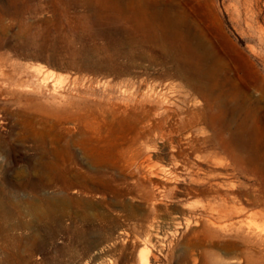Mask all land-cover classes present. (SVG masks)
I'll return each instance as SVG.
<instances>
[{
	"label": "rangeland",
	"instance_id": "374dc122",
	"mask_svg": "<svg viewBox=\"0 0 264 264\" xmlns=\"http://www.w3.org/2000/svg\"><path fill=\"white\" fill-rule=\"evenodd\" d=\"M87 1L0 0V264H139L146 251L158 255L159 264H264V216L254 215L264 206V104L258 130L252 129L238 151L248 173L243 171L235 183L245 207L234 217L243 219L235 227L212 224L202 213L203 196L188 191L180 196L173 189L192 185L186 169L170 184L169 196H159L155 203L128 198L127 208L111 210L97 196L77 194L83 202H94L86 208L88 219L80 220L74 204L61 201L50 219L42 191L33 183L47 172L49 138L62 133L61 97L73 90L71 77L77 70L68 65L66 42L72 40L84 52L91 42L83 24L68 21L64 12L92 13L96 7ZM181 2L193 33L207 41L211 56L229 64L240 81L264 82V0L249 12H243V2L249 6L254 0ZM98 29L91 26L92 32ZM171 79L185 83L182 77ZM149 128L142 127L137 146L152 153L156 163L172 161V153H189L191 143L204 146L196 131L189 141L174 134L172 144ZM197 165L213 169L205 162ZM214 173L226 177L225 169ZM128 179L144 181L147 190L155 191L146 166L134 169ZM50 189L45 190L59 192Z\"/></svg>",
	"mask_w": 264,
	"mask_h": 264
},
{
	"label": "bare ground",
	"instance_id": "6f19581e",
	"mask_svg": "<svg viewBox=\"0 0 264 264\" xmlns=\"http://www.w3.org/2000/svg\"><path fill=\"white\" fill-rule=\"evenodd\" d=\"M259 1L249 6L243 2V12L252 11ZM87 2L96 7L92 13L64 12L68 21L83 24L91 42L87 54L72 40L66 42L68 65L77 70L71 77L73 90L61 97L62 133L49 138L52 160L45 165L47 172L33 183L42 191L50 219L60 201L63 206L74 204L80 220L88 219L86 208L94 202H83L79 194L97 196L111 210L117 205L127 208L128 198L155 203L159 196H169L170 184L186 169L192 185L175 186L180 196L184 191L203 196L202 213L219 228L241 223L243 219L234 217L245 207L234 189L246 168L238 151L252 129L258 130L264 82L240 81L229 64L211 56L207 41L193 33L181 0ZM92 25L99 29L92 32ZM146 125L172 144L174 134L189 141L196 131L204 146L191 143L189 153H172V161L156 163L152 153L144 154L137 146ZM197 162L213 169L205 170ZM140 166L147 167L155 191L147 190L144 181L128 179ZM218 168L225 169L226 177L214 173ZM50 188L59 192L45 190ZM254 215L264 216V206ZM159 262L149 251L139 259V264Z\"/></svg>",
	"mask_w": 264,
	"mask_h": 264
}]
</instances>
